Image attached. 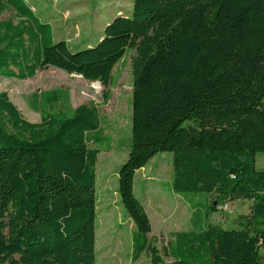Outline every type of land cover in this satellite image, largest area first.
<instances>
[{"label": "trees", "instance_id": "1", "mask_svg": "<svg viewBox=\"0 0 264 264\" xmlns=\"http://www.w3.org/2000/svg\"><path fill=\"white\" fill-rule=\"evenodd\" d=\"M7 10L19 20L0 21L4 78L54 67L99 82L109 101L115 66L135 51L132 145L118 188L136 227L133 261L146 253L151 264H264V170L256 165L264 152V0H134L131 15L78 50L54 42L51 24L24 0H0V16ZM68 99L62 89L45 91L33 122L0 91V264H95L100 151L91 141L108 136L92 139L104 121L93 104L54 110ZM163 152L173 156L176 193L207 194L209 212L249 200V213L231 228L172 232L159 248L134 186L137 171Z\"/></svg>", "mask_w": 264, "mask_h": 264}, {"label": "rangeland", "instance_id": "2", "mask_svg": "<svg viewBox=\"0 0 264 264\" xmlns=\"http://www.w3.org/2000/svg\"><path fill=\"white\" fill-rule=\"evenodd\" d=\"M43 23L53 28V41H67L74 50L94 46L104 34L105 27L119 15H131L134 0H24ZM19 19L12 10L5 11L0 21ZM134 50L115 66L114 81L110 87L111 98L104 100V87L99 82H89L76 74L49 67L39 70L34 78L20 80L0 76V91L7 90L12 102L30 121H40L38 102L32 94L36 91L63 89L71 95L70 106L93 104L104 117L103 128L108 139L91 143L100 150L96 165V246L95 264H151L143 253L133 261L134 222L121 202L119 171L128 159L132 145V65ZM56 108L63 104L56 103ZM257 168L264 170V152L256 156ZM173 156L170 152L157 154L149 164L139 169L135 176V194L143 202L156 235L157 245L168 244L170 233L190 230L195 225L220 223L236 226L233 220L250 211L249 200H235L228 210L219 208L209 212L205 193H176L172 187ZM194 209V210H193ZM197 218L191 220L192 213ZM209 212V213H208ZM164 237L161 239L160 236ZM264 254V247L262 248ZM164 260L169 261L163 253Z\"/></svg>", "mask_w": 264, "mask_h": 264}, {"label": "crops", "instance_id": "3", "mask_svg": "<svg viewBox=\"0 0 264 264\" xmlns=\"http://www.w3.org/2000/svg\"><path fill=\"white\" fill-rule=\"evenodd\" d=\"M38 73V72H37ZM37 75V74H36ZM35 75V76H36ZM34 76V77H35ZM34 77H32V78H34ZM63 90V89H62ZM45 91H48V90H43V91H36V92H34L33 94H32V97H33V100H37V99H39V97L41 96V94L42 93H44ZM65 91V93H67V94H69V99H68V101H66L67 103H65L64 101H62V102H59V103H61V104H63V106L62 107H59V108H56V106H55V108H54V110H68V109H70V108H74V107H76V106H70V104H71V95H70V92L68 91V90H64ZM50 109H52V108H50ZM102 115V114H101ZM102 117H103V115H102ZM40 119H41V114H40ZM103 119H104V117H103ZM37 122H39V121H37ZM104 122V121H103ZM104 134V135H106V130L103 128V125H101V128L99 129V131H97L96 133H94V135H93V137H92V139H95V138H97L98 137V134ZM91 143L92 144H96L94 141H91ZM92 146V145H91ZM93 147V146H92ZM94 148V147H93ZM100 151V150H99ZM100 153V152H99ZM194 210V209H193ZM153 234V233H152ZM151 234V235H152Z\"/></svg>", "mask_w": 264, "mask_h": 264}, {"label": "built area", "instance_id": "4", "mask_svg": "<svg viewBox=\"0 0 264 264\" xmlns=\"http://www.w3.org/2000/svg\"><path fill=\"white\" fill-rule=\"evenodd\" d=\"M224 209H225V210H228V205H225V206H224Z\"/></svg>", "mask_w": 264, "mask_h": 264}]
</instances>
